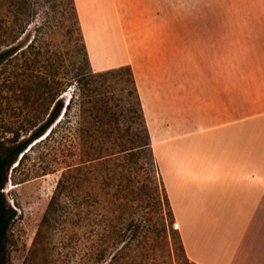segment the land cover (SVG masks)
Instances as JSON below:
<instances>
[{
    "label": "crops",
    "instance_id": "obj_1",
    "mask_svg": "<svg viewBox=\"0 0 264 264\" xmlns=\"http://www.w3.org/2000/svg\"><path fill=\"white\" fill-rule=\"evenodd\" d=\"M95 72L127 66L186 257L264 264V0H73Z\"/></svg>",
    "mask_w": 264,
    "mask_h": 264
},
{
    "label": "rangeland",
    "instance_id": "obj_2",
    "mask_svg": "<svg viewBox=\"0 0 264 264\" xmlns=\"http://www.w3.org/2000/svg\"><path fill=\"white\" fill-rule=\"evenodd\" d=\"M29 1V23L1 45L22 50L0 64L3 153L45 123L58 99L62 108L8 170L3 192L17 218L4 264H106L130 239L133 258L119 264H194L180 249L128 67L93 70L71 0ZM63 172L72 173L70 192L39 234Z\"/></svg>",
    "mask_w": 264,
    "mask_h": 264
},
{
    "label": "trees",
    "instance_id": "obj_3",
    "mask_svg": "<svg viewBox=\"0 0 264 264\" xmlns=\"http://www.w3.org/2000/svg\"><path fill=\"white\" fill-rule=\"evenodd\" d=\"M71 3H72V7L74 8L73 0H71ZM29 9H30L29 0H0V39H2V41H0L1 42L0 64L3 61H5L8 57H11L12 55L17 56L18 53L22 52V50L18 51V48L16 46H13L14 43H10L9 45H6L7 47L6 49H1V45L14 41L17 38V36L22 33V24L26 25L27 23H29V20L31 18ZM128 70L130 72L133 88L137 96V102L140 110V117L144 124L146 136L148 139L147 145L149 146L150 145L149 136H148L145 119L143 117L141 104L138 98L137 90L129 67ZM61 108H62V101L58 99L55 102L54 106L52 107L51 112L48 115L47 121L43 123L36 131H34L27 140L18 143L12 149H10L6 154L3 153L4 150L1 148L0 145V264H4L6 245L9 241L8 238L9 230L12 223L17 218L16 212L7 204L3 192L4 184L5 181L7 180L8 170L11 167V165L17 161L18 156L21 154V158L20 160H18L16 167L20 165L22 159L26 156V153L29 152L30 148L33 146V145L30 146L32 144V141L38 140L47 131L50 125H52L55 122V120L57 119L60 113ZM51 132L52 130L49 133ZM48 136L49 134L46 135L43 139H40L35 144L41 143ZM71 174H72L71 172L62 173L61 178L57 183L54 194L48 204V208L46 210L44 218L41 222L39 234L43 232L44 228L47 229L50 228L51 221L53 220L57 212L61 209L63 199L67 197L68 193L70 192L68 189L72 184ZM130 241L122 245L119 249H117V251L111 256V258L109 259V261L106 262V264H119L121 262V259L125 258V256L133 258V255H131L132 248ZM179 246L180 249L184 252L181 239Z\"/></svg>",
    "mask_w": 264,
    "mask_h": 264
}]
</instances>
